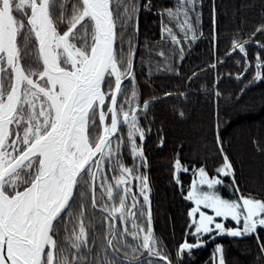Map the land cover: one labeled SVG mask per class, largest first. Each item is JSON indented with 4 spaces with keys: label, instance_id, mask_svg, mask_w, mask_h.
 I'll return each instance as SVG.
<instances>
[{
    "label": "snow or ice",
    "instance_id": "6c2138e0",
    "mask_svg": "<svg viewBox=\"0 0 264 264\" xmlns=\"http://www.w3.org/2000/svg\"><path fill=\"white\" fill-rule=\"evenodd\" d=\"M149 3L143 0L144 10ZM139 11L135 0H0V264H85V250L91 251L86 203L112 222L109 231L120 221L110 246L116 241L133 257L147 252L145 259L126 261L109 247L113 260L104 264H172L152 228L148 177L123 163L127 148L147 166L143 142L150 129L141 119L149 102H140L134 84ZM158 15L161 40L155 47L161 50L150 55L167 61L179 53L182 59L181 41L197 39L202 0H175ZM212 23L215 43L214 9ZM256 32L264 33V24ZM254 35L244 43L233 39L229 55L239 52L245 60L238 79L254 67L259 82L264 60L257 53L255 64L249 63L246 49ZM165 41L173 46L167 55ZM257 47L264 50L259 41ZM217 145L223 163L214 176L204 166L190 170L174 161L178 185L181 173L194 176L186 199L194 202L189 228L195 239L185 240L178 255L221 235L253 237L264 253V200L222 197L218 186L224 177L235 184V170L218 136ZM229 220L236 226L226 228ZM128 239L134 247L124 243ZM215 253L214 264H225L223 247Z\"/></svg>",
    "mask_w": 264,
    "mask_h": 264
},
{
    "label": "trees",
    "instance_id": "16d2710c",
    "mask_svg": "<svg viewBox=\"0 0 264 264\" xmlns=\"http://www.w3.org/2000/svg\"><path fill=\"white\" fill-rule=\"evenodd\" d=\"M135 2L140 11L139 33L133 38L137 45L134 84L140 102H149L141 126L150 131L143 142L147 166L141 167L140 161L133 160L127 148L123 163L148 177L151 224L160 250L169 256L172 264H214L215 249L219 245L223 247L225 264H264V253L253 237L221 235L212 240L205 237V246L193 249L190 254L178 255L179 246L185 240L192 243L195 239L189 228L194 202L186 199L194 176L191 171L181 173L182 185H178L173 170L174 161L180 159L190 170L204 166L209 176L216 175L215 170L223 163L218 136L235 170V184L230 177H224V185L218 186L222 197L250 196L264 200V80L254 82V67L238 79L244 71L245 60L239 52L229 55L233 39L244 43L255 33L246 45L248 62L254 65L257 53L264 60V50L257 47V41L264 44V33L256 32L264 24V0H202V23L198 26L197 39L182 40L183 58L176 53L167 61L150 53L161 50L155 47L161 40L162 21L158 13L173 8L175 0H150L149 10L143 9V0ZM162 49L167 55L173 46L165 41ZM135 191H139V181H135ZM90 195L85 193L86 201H90ZM84 207L91 250H85V264H104L105 258L113 260L109 247L116 248V254L126 261L147 257L143 249L142 256L133 257L116 241L110 246L108 241L121 229L120 221L109 231L111 221L97 210L88 211L90 203ZM235 226L230 220L225 222L226 228ZM259 237L264 242V230L259 231ZM120 238L123 239L122 234ZM124 243L135 246L131 239ZM152 264L164 262L154 259Z\"/></svg>",
    "mask_w": 264,
    "mask_h": 264
},
{
    "label": "rangeland",
    "instance_id": "374dc122",
    "mask_svg": "<svg viewBox=\"0 0 264 264\" xmlns=\"http://www.w3.org/2000/svg\"><path fill=\"white\" fill-rule=\"evenodd\" d=\"M205 211H207V212H208V214H212L211 210H205Z\"/></svg>",
    "mask_w": 264,
    "mask_h": 264
},
{
    "label": "water",
    "instance_id": "95a60500",
    "mask_svg": "<svg viewBox=\"0 0 264 264\" xmlns=\"http://www.w3.org/2000/svg\"><path fill=\"white\" fill-rule=\"evenodd\" d=\"M136 59V58H135Z\"/></svg>",
    "mask_w": 264,
    "mask_h": 264
}]
</instances>
